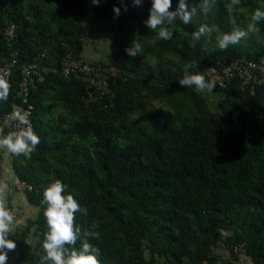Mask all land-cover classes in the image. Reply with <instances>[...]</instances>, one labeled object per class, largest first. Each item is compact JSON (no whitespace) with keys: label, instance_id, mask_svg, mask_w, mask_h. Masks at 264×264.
<instances>
[{"label":"trees","instance_id":"trees-1","mask_svg":"<svg viewBox=\"0 0 264 264\" xmlns=\"http://www.w3.org/2000/svg\"><path fill=\"white\" fill-rule=\"evenodd\" d=\"M46 1L0 0V62L13 52L18 59L0 113L21 103V65L47 54L41 62L47 66L45 78L30 90L40 143L30 159L11 157L14 179L28 183L22 192L39 210L10 235L17 248L8 261L40 264L47 231L40 201L43 190L59 180L66 185L64 194L88 209L87 217L76 214V224L82 229L98 225L99 238L87 239L100 249V264H160V259L166 264H246L239 262L242 256L250 264H264V20L251 33L252 44L240 42L223 51L216 46L217 33L199 41L191 35L202 24L215 25L220 35L246 29L251 14L264 11V0H241L231 9L229 0H216L207 14L203 0H189V8H196L193 21L167 25L170 40L158 39L159 28L150 30L143 23L151 0L139 7L131 0H100L91 9L81 7L91 0H51L57 5L44 7ZM114 7L120 8L118 17ZM85 20L109 22L112 28L117 24L115 77L108 63L86 57L90 26ZM11 24L17 36L10 45L4 34ZM134 40L142 50L131 57L125 49ZM146 41L151 45L144 46ZM67 55L81 59L82 66L100 67L109 86L92 83L98 79L93 72L65 77L61 65ZM239 57L258 68L246 84L239 76L226 86L215 82L211 93L221 96L218 116L202 93L178 84L189 61L197 65L190 72L206 78L215 64ZM147 58H156L160 74ZM153 100L167 107L150 110ZM139 113L146 115L143 121ZM31 236L37 238L34 245ZM83 239L81 234L76 250ZM221 240L231 252L227 261L213 252ZM240 244L246 251L237 255Z\"/></svg>","mask_w":264,"mask_h":264},{"label":"clouds","instance_id":"clouds-1","mask_svg":"<svg viewBox=\"0 0 264 264\" xmlns=\"http://www.w3.org/2000/svg\"><path fill=\"white\" fill-rule=\"evenodd\" d=\"M131 2L134 7L143 5V0H131ZM215 2L216 0H203V13L207 14ZM99 3L100 0L83 1L81 7L82 9H91L95 8L94 5L98 6ZM240 3L241 0H229L227 7L231 9ZM124 10L127 11V7H125ZM113 11L115 16L118 17L120 14V8L114 7ZM195 13V7H192L191 9L189 8V0H177L174 9L173 0H151L148 18L144 20L143 23L150 30H156L159 28L158 39L170 40L173 36V32L167 27V25H171L172 22L176 20H179L184 25H189L192 23ZM261 20H264V11L257 8L251 14V23L247 24L246 29L236 28L231 32L220 35L219 29L215 25L210 27L207 24H202L192 32V40L199 41L202 36H210L213 33H217L215 37L216 46L222 51L227 50L230 46L237 45L241 40L249 38L250 34L256 31V25ZM84 23L86 26L95 25L94 23L87 22V20H85ZM116 28L117 24L115 25V28H112L113 33H111V36H113V43ZM16 36V26L11 24L5 30L4 39L11 45ZM113 49L116 50L114 46ZM141 50V44L134 40L132 44L125 49V52L131 57H136L140 55ZM13 53H11L10 58L0 62V65H11V73L8 80L0 77V101L8 100L10 95V84L12 83L11 76L18 67L17 56ZM42 54H45V56H42ZM42 54L37 55L34 60L25 62L21 65L22 74L24 65H29L31 63H37L41 73V75L33 74L35 82L33 85H30L27 101H24L23 95H21L20 92V85L23 81L22 77L19 83L21 103L16 104V102H14L13 110L0 113V152H6L8 156H23L30 159L40 143V138L35 133L34 122L31 119L34 104L30 101V90L31 88L36 87V80L43 81L45 78V70L47 69V66L41 65V62L46 58L47 54L46 52H43ZM110 59H114L113 52L111 53ZM65 60L68 63L63 61L61 65L62 74L65 77H68L71 72L89 73L84 69V65H81V59L75 57L71 58L67 55ZM236 60H239L244 65H249L251 63L255 64L254 72L258 68V65L253 60H249V58L239 57L235 58L233 61ZM233 61L225 64H231ZM72 62H76L74 67L77 69L73 68ZM105 62L109 64L107 66L108 71L111 73L112 70L110 69L114 68L117 74L115 62L112 61V64L107 61ZM85 66L92 65L89 64ZM196 66L197 65L194 61H189L184 65V75L183 78L178 81L179 86L181 88H194L199 93L213 92L216 84L215 81L210 80V77L214 69L208 71V75L205 78L202 74H193L190 72V70ZM30 106H32L31 113L28 115V113L25 112ZM7 116H9L8 119H6ZM14 123L15 130L13 131L9 128V125ZM4 130L10 132L5 135ZM15 180L16 179L13 180V184ZM7 188V184H0V195H3ZM65 190L66 185L59 180L51 183L43 190L40 204L44 206L43 216L46 220L47 231L43 233L44 255L41 256L40 264H100V260L98 259L100 249L90 244L87 239L99 238V233L96 231L98 225L92 224L90 228L82 229L76 224V214L80 213L82 216L87 217L89 214L88 209L82 207L72 194L69 193L65 195ZM14 223L15 217L12 211L6 206L3 200H0V264H8V253L14 252L17 248V242L10 238V235L13 232L12 226ZM81 234H83L85 239L81 241L80 249L76 250L75 245L77 244L78 239H80Z\"/></svg>","mask_w":264,"mask_h":264},{"label":"rangeland","instance_id":"rangeland-1","mask_svg":"<svg viewBox=\"0 0 264 264\" xmlns=\"http://www.w3.org/2000/svg\"><path fill=\"white\" fill-rule=\"evenodd\" d=\"M56 5V3L54 1H46L44 4V7H52ZM111 33H113L111 24L105 22L102 23L100 25H91L90 26V30L89 33L87 34L86 37V41H85V54L86 57L91 58L92 60H100V61H107V62H112L113 59L111 58V53H114L113 49V36H111ZM251 35V34H250ZM250 37V36H249ZM247 43V44H252L253 41L250 38L244 39L243 41L241 40V43ZM147 44L151 43L149 41H146L144 43V46H146ZM162 55L166 58H170V57H175L173 55L170 54H166V53H162ZM156 58H147V64H150V68L156 73V74H160V67H157V63H156ZM264 66V63H263ZM205 98L208 101V104L213 108L215 114L218 116L221 113V110H219L217 108V102L218 99H220V95L217 94H213V93H202ZM160 105H165L167 107V105L163 102V101H159V100H153L150 101L148 103V106L151 107L150 110H152L154 107L156 106H160ZM149 110V111H150ZM58 112V111H57ZM136 115L134 114L133 117H135ZM139 121H143L146 117L145 114L143 113H139L138 116ZM11 157L12 156H8L7 154H4V152H0V184H7L8 188L7 190L3 193L4 197L3 200L5 201V198L7 196V194H11L14 193V191L16 190L14 184H13V177H14V170L12 168V164H11ZM10 181L12 182V185L10 183ZM15 188V190H14ZM6 202V201H5ZM28 204V202H27ZM29 205V204H28ZM30 206L33 207V214L34 217L38 214V210L39 208L35 205H31ZM232 233V231H224V235H228ZM214 254L217 255L219 257V259H223V260H229L231 259V252L230 249L228 247V245L226 244L225 240H221L217 246L214 248ZM149 256V254H148ZM240 263H246V264H250V259L247 258L246 256H242L240 261ZM160 264H166V262L163 259H160Z\"/></svg>","mask_w":264,"mask_h":264},{"label":"built area","instance_id":"built-area-1","mask_svg":"<svg viewBox=\"0 0 264 264\" xmlns=\"http://www.w3.org/2000/svg\"><path fill=\"white\" fill-rule=\"evenodd\" d=\"M42 56H45V54H42ZM75 63L76 62H72V65L75 66ZM10 68H11V65H0V77H3L6 80H8L9 75L11 73ZM84 69L88 72H93L95 76L98 78L96 81H93V83L97 82L99 86L101 87H108L109 76L104 74V71L101 70L100 67L84 66ZM254 69H255V64L251 63L249 65H244L239 60L233 61L231 64H225L223 62H219L215 65V68L210 77V80L218 82L221 86H225L228 80H230L234 76L239 75V77L242 79V83L246 84L253 80ZM110 70H112L111 74L113 75V77H115L116 76L115 69L112 68ZM23 74L24 76H23V81L20 85L21 87L20 92H21V95H23L24 101H27L30 85H33L35 82V78L33 74L41 75L39 71V65L37 63H31L29 65H24ZM87 93L89 94L90 97H93L91 89L88 90ZM31 108L32 106H30L29 109H27L25 113H28L29 115L31 113ZM8 117L9 116H7L6 119H8ZM9 128H11L14 131L15 123L12 125H9ZM14 186L18 191H22L28 187V183L24 180L16 179L14 181ZM8 208L12 211L14 217H17L18 214L21 212V210L17 207H8ZM234 251L237 255H239L241 253H245L246 249L243 246V244H240L238 246H235ZM8 264H29V263L26 261H19L16 259H11L8 261ZM251 264H254V263H251Z\"/></svg>","mask_w":264,"mask_h":264},{"label":"crops","instance_id":"crops-1","mask_svg":"<svg viewBox=\"0 0 264 264\" xmlns=\"http://www.w3.org/2000/svg\"><path fill=\"white\" fill-rule=\"evenodd\" d=\"M6 154V153H5ZM14 177L12 178L14 180ZM11 185L12 182L10 181ZM13 186V185H12ZM15 190V188H14ZM5 194V193H4ZM4 195H0V200H3ZM4 201V200H3ZM6 201V202H5ZM5 204L7 207H17L21 210V212L19 213V215L17 217H15V223L13 224V232L14 233L17 228H23L27 225L29 219H34V214H33V207L30 206V203L27 199V196L25 193H23L22 191H18L15 190L14 193L11 194H7L6 198H5ZM28 202V204H27ZM32 205V204H31ZM28 241L34 245L37 242V238H35L34 236L29 237Z\"/></svg>","mask_w":264,"mask_h":264}]
</instances>
